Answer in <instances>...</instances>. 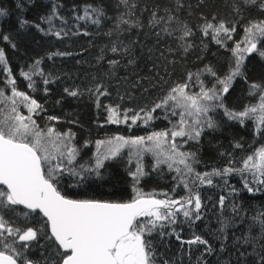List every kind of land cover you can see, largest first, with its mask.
I'll return each mask as SVG.
<instances>
[{"label": "trees", "instance_id": "trees-1", "mask_svg": "<svg viewBox=\"0 0 264 264\" xmlns=\"http://www.w3.org/2000/svg\"><path fill=\"white\" fill-rule=\"evenodd\" d=\"M0 8L7 12L0 16V49L4 50L6 61L0 64V89L4 90V97H12L13 85L9 80H14L18 91L25 92L42 106L31 113L39 131L52 128L61 134H73L70 142L64 139L67 147L76 149V154L67 170H60L58 187L61 193L71 199L105 202L132 201L137 192L158 200L180 201L187 197L188 190L180 183V174L175 171L178 166L184 172L183 165L174 164L172 169L168 163L157 165L154 151H138L141 147H152L147 140L149 135L168 132V141L171 131L178 130L175 126L180 116L172 115L170 105L173 102L152 112L154 119L147 123L143 113L136 123L132 122V117L141 109H152L178 84L187 82L189 94L201 91L200 81L206 88H212L216 77L206 69H213L219 78L231 70L235 65L233 49L238 43L242 45L245 27L249 22L264 20V11L259 4L246 5L243 0H0ZM92 9H100L103 14L97 16ZM86 10L91 15L78 19L85 16ZM153 13L163 20L156 23ZM169 16L173 17L170 21ZM97 18L100 23H93ZM21 21H27L23 28ZM221 21L226 27L235 26V32L220 33L216 39H213L212 29L205 34L203 26L206 23L216 25ZM184 26L191 34L181 39ZM56 32L61 35L57 37ZM3 35H8L10 41L3 40ZM113 47L118 51L113 52ZM256 56L248 55L242 65L247 82L244 77L235 78L229 92L224 94V103L234 111H242L259 100L258 96L249 95L248 88L252 82L264 83V60ZM111 61L117 63L111 64ZM22 72L31 76L32 88L28 87L30 81L21 75ZM189 73L193 74L191 80ZM98 85L99 91L106 94H98ZM65 89L78 94L69 95ZM7 101L0 98V122L11 113V99L9 103ZM117 106V117L121 122L111 123L108 108ZM175 111L179 113L182 109ZM209 116L218 125L215 129L204 127L198 139L173 138L172 143L177 144L179 152L195 154V162L189 161L195 172L223 169L229 160L233 161L232 167L242 168L243 160L264 145V135L256 132L253 119L248 118L241 124L239 120H229L223 109L210 111ZM117 136L125 139L144 137L145 143L121 148L117 156L104 161L99 175L93 171L84 173V179H81L80 175L72 174V169L79 173L81 166L93 167L96 160L92 155ZM98 141L105 143L98 145ZM237 143L240 147H236ZM164 146L165 143L161 145L165 151ZM138 164L145 174L134 179L132 173L137 171ZM186 175L193 191L200 193L201 219L189 223L180 212L174 225L164 229L158 226L152 233H146L144 238L152 243L156 264H163L164 260L170 264H255L259 248L254 253L251 246L241 245L237 251L233 247V233L240 236L253 224L251 218L264 211V185L254 182L251 172H233L223 178L213 176L212 185H199V181H195L199 185L196 188L192 185L193 175ZM245 177L253 192L244 187ZM233 188L238 191L229 195ZM221 196L226 197L223 207L219 204ZM234 205L240 206L243 223L233 212ZM14 207L15 212H0L4 220L12 227H32L38 231L37 239L23 250L25 255L34 264H56L57 246L52 238L49 239L46 220L38 212ZM178 207L176 205L173 211ZM187 207L195 211L194 205ZM25 212L29 213L27 218L23 216ZM138 219L144 221L146 218ZM225 219L230 223L237 222L235 228L226 229V240L223 236L218 238L217 231L221 220ZM173 229L174 234L168 235ZM161 231L165 235L161 236ZM258 232L257 224L253 234ZM176 234L184 241L192 239L194 234L201 235L214 251L211 254L205 252V245H181ZM5 237L9 242L14 239L6 232L0 239ZM222 241L225 244L223 251L220 250ZM0 251L13 254L2 244ZM240 252L246 255L241 257Z\"/></svg>", "mask_w": 264, "mask_h": 264}, {"label": "snow or ice", "instance_id": "snow-or-ice-1", "mask_svg": "<svg viewBox=\"0 0 264 264\" xmlns=\"http://www.w3.org/2000/svg\"><path fill=\"white\" fill-rule=\"evenodd\" d=\"M243 2L246 5H256L258 3L260 9L264 11V0H243ZM92 11L97 16L103 14L100 9H92ZM53 12H55V8ZM5 15H7L6 10L0 8V16ZM90 15L91 13L86 10L85 16L78 17V19H85ZM153 19L156 23L163 20L162 17L157 19L155 13H153ZM172 19V16L168 17L169 21ZM92 22L99 24L100 20L97 18ZM26 23L27 21H21L20 27L23 28ZM36 27L39 28V25H36ZM209 29L213 30V39H216L220 33L230 34L235 32L236 27H226L225 22L221 21L216 25L208 22L203 26L206 35ZM165 31H167V28H165ZM244 31L246 34L243 41L245 46L241 47V44L238 43L233 49L235 65L231 70L223 78H219L213 69H206L213 77H216V83L213 84L212 88H206L203 82L200 81L201 91L197 94H189L186 91L188 88L187 82L178 84L171 88L168 95L159 103H156L152 109L147 111L141 109L140 112L136 113L132 117V122L136 123L141 118V113H143V118L147 123L154 119L152 112L168 106L169 101H172L173 103L170 105L173 109L172 115L178 114L180 116V120L175 126L178 130L170 133L172 138L188 136L189 139H198L204 127L215 129L218 125L208 114L210 111L217 109H223L224 115L229 120H239L241 124L244 123L245 118L253 119L256 132L264 135V83L252 82L248 85L249 95L259 97L256 104L245 106L242 111H234L224 103V94L229 92L235 78L244 77L247 82V77L242 71L245 54L258 53L261 58H264V48L260 47V45H264V20L249 22ZM190 34V29L184 26L181 39ZM55 35L59 37L61 33L56 32ZM229 38H231L230 35ZM2 39L10 41L8 35H3ZM217 43H220V40L217 39ZM112 51L116 52L118 49L113 47ZM60 54L64 55V53ZM2 63H6L5 53L3 49H0V64ZM38 63L39 61H37ZM110 63L116 64L117 61H111ZM21 75L30 81L28 87L32 88L33 83L29 73L22 72ZM192 78L193 74L189 73V80ZM196 79L199 80V73L196 74ZM44 82L48 83L47 80ZM9 83L13 85L11 98L4 97V90L0 89V98L11 99L12 104L9 118L0 122V212H15L14 206L24 205L33 212L38 210L42 213L50 224L51 236L49 239L54 238L58 246L56 264H156V253L153 250L151 241L145 240V234L152 233L158 226L160 229H164L167 225H174L180 212L183 213L189 223L201 219L199 211L202 207L201 196L199 191H193V188L190 187L186 174L193 175L192 185L196 188L203 184L212 185L213 176L223 178L233 172H251L254 182L264 185V145L243 160L242 168L232 167L233 161L229 160L228 166L223 169L213 168L211 172L198 173L194 171L192 163L189 162H195V154L179 152L175 143L171 144L170 153L165 152L161 145L167 142L166 138L169 133L157 132L147 137L152 147H141L138 151H154L157 157V165L168 163L170 169L174 167V164L183 165L184 172L178 166L175 167V171L180 174V183L188 190L187 197L181 198L180 201L174 199H146L143 194L137 192V197H134L130 203L71 199L62 194L58 187L60 170L63 168L62 162L57 163L54 167H48L45 171L46 166L50 164L54 157L49 154L44 140L45 137L55 136L58 140L67 139L70 142L73 134H61L55 132L52 128H49L46 133L39 131L31 115L24 116L18 111L17 98L28 108L29 113L41 109L42 106L25 92L18 91L14 80H9ZM99 89L100 86L98 85L97 92L99 95L106 94L100 92ZM65 92L72 96L78 94L77 91H69L68 89H65ZM176 108H180L182 111L177 113ZM118 111L119 106L108 108L111 123L121 122L117 117ZM127 111L125 110V112ZM185 116L193 117L191 124L185 119ZM201 117H206V119L202 120ZM49 119L54 120L56 117H49ZM125 119H127L126 115ZM103 143L105 142H97L98 145ZM144 143V137L125 139L117 136L114 140L107 141V144L110 145L107 153L98 155L93 167L83 168L81 166L82 172L78 173L75 169H72V174L80 175L81 179H84V173L90 174L95 171L99 175V169L103 166L104 161L117 156L121 148L127 145L143 146ZM236 147H240V145L237 143ZM67 154L69 163H71L75 158L76 149L69 147ZM161 156L164 159H160ZM144 174L139 164L137 165V171L132 173L134 179ZM195 181H199V185H196ZM244 187L248 192H253V188L249 186L246 177L244 178ZM237 191L233 188L229 195ZM225 199L224 196L220 197L219 204L221 207L224 206ZM176 205H179V207L173 211ZM187 205H194L195 211ZM239 208V205L233 206V212L238 217H240ZM23 216L27 218L29 213L25 212ZM139 217L146 219L140 221ZM251 219L253 224L249 225L247 230L243 231L240 236H235L233 233V247L238 251V246H251L254 253L259 248L260 251L256 253L258 260L255 264H264V211L258 212ZM239 222L243 223V217H240ZM236 223V221L230 223L227 219L221 220L220 228L217 230L218 238L223 236V239L226 240L228 238L226 229L235 228ZM257 224L259 225V232L253 234V229ZM0 230H2L0 231V237H3L4 232H6L8 237L14 238L10 242L6 237L0 239L3 248L10 249L13 253L9 255L5 251H0V264H34L32 260L28 259L23 250L28 249L30 242L37 239L38 231L32 227H12L8 221L4 220L3 215H0ZM174 231L173 229V233H168V235L174 234ZM160 235L163 236L165 233L161 231ZM176 239L181 241V245L185 243L188 245H205V252L209 254L214 251L209 241L201 235L194 234L192 239L184 241L179 234H176ZM224 249L225 244L222 241L220 250L223 251ZM245 255V252H240L241 257ZM163 264H170V262L164 260Z\"/></svg>", "mask_w": 264, "mask_h": 264}, {"label": "rangeland", "instance_id": "rangeland-1", "mask_svg": "<svg viewBox=\"0 0 264 264\" xmlns=\"http://www.w3.org/2000/svg\"><path fill=\"white\" fill-rule=\"evenodd\" d=\"M243 41H242L241 47H244L245 46L244 43H243ZM260 47L264 48V45H260ZM251 54H256L257 55L256 57H259L260 59L264 60V58H261L258 53H250V54H245L244 61L246 60L247 56L248 55H251ZM7 102L9 103L10 102V99H8ZM257 102L258 101L256 100V103ZM17 108H18V111L22 115H24V116L31 115V113H29V111H28V108L25 107L24 104L21 103L19 99H17ZM185 119H187L189 121V124H191L193 117L185 116ZM201 119L204 120V119H206V117H201ZM246 119H248V118H245V120ZM46 132L47 131H44V133H46ZM172 142H173V138L171 137L165 143V146H164L165 152H168V153L171 152V144H172ZM44 143H45V145H46V147L48 149L49 154L54 157V159L51 160V162H50V164L48 166L49 167H54L57 163L62 162L63 168L61 170H64V168H65V170H67V168L69 167V165L74 161V159H73L71 161V163H69L68 154H67V149L69 147H67L68 146L67 143L64 140L63 141L58 140L55 136H53L51 138L45 137ZM109 147H110V145H105V144L102 145V146H100L99 147V151H97V153H94L92 155L93 160H96V158H97L98 155H104V154H106ZM61 154H63V155H61ZM109 159H106L105 161H107Z\"/></svg>", "mask_w": 264, "mask_h": 264}, {"label": "water", "instance_id": "water-1", "mask_svg": "<svg viewBox=\"0 0 264 264\" xmlns=\"http://www.w3.org/2000/svg\"><path fill=\"white\" fill-rule=\"evenodd\" d=\"M248 54H250V53H248ZM144 198H152V197H144ZM153 199H156V198H153ZM131 201H128V202H115V203H130ZM17 206H19V207H21V208H23V209H25V210H28V211H32V210H30V209H27L24 205H17ZM36 212H38V213H40L38 210L36 211ZM41 214V216L46 220V222H47V218L46 217H44L43 216V214L42 213H40ZM47 224H48V230H49V233H50V235H51V228H50V224L47 222ZM53 240H54V238H52ZM55 241V240H54Z\"/></svg>", "mask_w": 264, "mask_h": 264}, {"label": "flooded vegetation", "instance_id": "flooded-vegetation-1", "mask_svg": "<svg viewBox=\"0 0 264 264\" xmlns=\"http://www.w3.org/2000/svg\"><path fill=\"white\" fill-rule=\"evenodd\" d=\"M49 231V230H48ZM50 234V233H49ZM51 236V235H50ZM54 244L56 245L55 241H54ZM57 246V245H56ZM58 247V246H57ZM8 254V253H7ZM10 255V254H9Z\"/></svg>", "mask_w": 264, "mask_h": 264}]
</instances>
